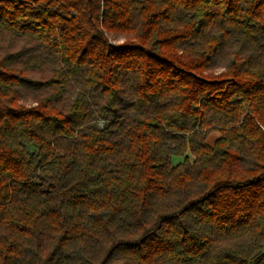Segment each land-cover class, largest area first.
Masks as SVG:
<instances>
[{"label": "trees", "instance_id": "16d2710c", "mask_svg": "<svg viewBox=\"0 0 264 264\" xmlns=\"http://www.w3.org/2000/svg\"><path fill=\"white\" fill-rule=\"evenodd\" d=\"M0 264H264V0H0Z\"/></svg>", "mask_w": 264, "mask_h": 264}, {"label": "rangeland", "instance_id": "374dc122", "mask_svg": "<svg viewBox=\"0 0 264 264\" xmlns=\"http://www.w3.org/2000/svg\"><path fill=\"white\" fill-rule=\"evenodd\" d=\"M121 40H122V38L118 39V41H121ZM217 66H218V67H216L215 69H216V70H221V69L223 68V63H222V62H218V63H217ZM23 100H24L25 103L28 104V103L31 102V96L27 93V94L24 95ZM98 124H99V125H102V121H98ZM217 136H218V133H217V132H212V133L209 134V136L207 137V142H208L209 144H211V143L213 142V140H214ZM189 157H190V156H189ZM190 159H191V157H190ZM181 160H182V157H178V156H174V157H172V163H176V162L181 161Z\"/></svg>", "mask_w": 264, "mask_h": 264}]
</instances>
